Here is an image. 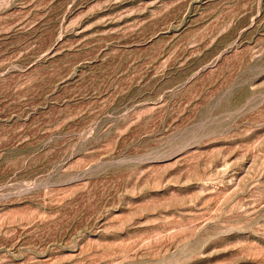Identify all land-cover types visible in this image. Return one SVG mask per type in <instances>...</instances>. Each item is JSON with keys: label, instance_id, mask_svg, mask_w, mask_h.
I'll return each mask as SVG.
<instances>
[{"label": "rangeland", "instance_id": "1", "mask_svg": "<svg viewBox=\"0 0 264 264\" xmlns=\"http://www.w3.org/2000/svg\"><path fill=\"white\" fill-rule=\"evenodd\" d=\"M0 264H264V0H0Z\"/></svg>", "mask_w": 264, "mask_h": 264}]
</instances>
